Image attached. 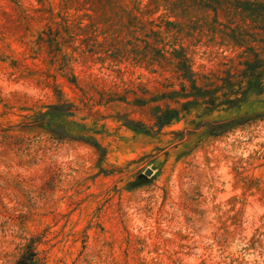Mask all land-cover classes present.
<instances>
[{
	"label": "rangeland",
	"instance_id": "rangeland-1",
	"mask_svg": "<svg viewBox=\"0 0 264 264\" xmlns=\"http://www.w3.org/2000/svg\"><path fill=\"white\" fill-rule=\"evenodd\" d=\"M23 255L264 264V0H0V264Z\"/></svg>",
	"mask_w": 264,
	"mask_h": 264
},
{
	"label": "trees",
	"instance_id": "trees-1",
	"mask_svg": "<svg viewBox=\"0 0 264 264\" xmlns=\"http://www.w3.org/2000/svg\"><path fill=\"white\" fill-rule=\"evenodd\" d=\"M31 260H32L31 257H27L23 255L22 258L16 264H32Z\"/></svg>",
	"mask_w": 264,
	"mask_h": 264
},
{
	"label": "water",
	"instance_id": "water-1",
	"mask_svg": "<svg viewBox=\"0 0 264 264\" xmlns=\"http://www.w3.org/2000/svg\"><path fill=\"white\" fill-rule=\"evenodd\" d=\"M150 173H151V171H150V170L146 172V174H150Z\"/></svg>",
	"mask_w": 264,
	"mask_h": 264
}]
</instances>
